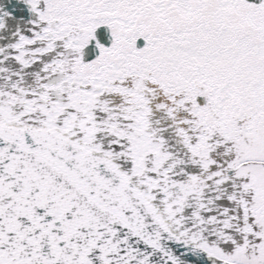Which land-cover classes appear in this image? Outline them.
Listing matches in <instances>:
<instances>
[{"label": "snow or ice", "instance_id": "1", "mask_svg": "<svg viewBox=\"0 0 264 264\" xmlns=\"http://www.w3.org/2000/svg\"><path fill=\"white\" fill-rule=\"evenodd\" d=\"M0 264H264V0H0Z\"/></svg>", "mask_w": 264, "mask_h": 264}]
</instances>
